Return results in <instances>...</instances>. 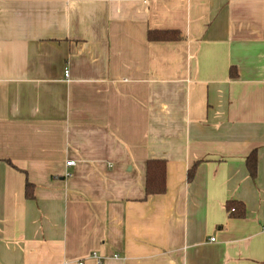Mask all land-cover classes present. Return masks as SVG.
Returning a JSON list of instances; mask_svg holds the SVG:
<instances>
[{
  "label": "crops",
  "instance_id": "0c3cea01",
  "mask_svg": "<svg viewBox=\"0 0 264 264\" xmlns=\"http://www.w3.org/2000/svg\"><path fill=\"white\" fill-rule=\"evenodd\" d=\"M92 252L264 264V0H0V264Z\"/></svg>",
  "mask_w": 264,
  "mask_h": 264
},
{
  "label": "trees",
  "instance_id": "16d2710c",
  "mask_svg": "<svg viewBox=\"0 0 264 264\" xmlns=\"http://www.w3.org/2000/svg\"><path fill=\"white\" fill-rule=\"evenodd\" d=\"M149 40L167 41L177 40L181 38V34L178 30L174 29H149L147 33ZM246 165L251 175L256 171V156L253 150L246 159ZM195 166L193 165L188 171V178L193 176ZM165 190V163L163 160L150 159L146 163V176H145V192L146 194H159ZM31 184H26L27 195H30ZM227 209L231 216L242 217L245 213V208L242 202L228 201ZM234 207V211H230V208Z\"/></svg>",
  "mask_w": 264,
  "mask_h": 264
},
{
  "label": "built area",
  "instance_id": "2783aa9c",
  "mask_svg": "<svg viewBox=\"0 0 264 264\" xmlns=\"http://www.w3.org/2000/svg\"><path fill=\"white\" fill-rule=\"evenodd\" d=\"M64 75H65V77H68V69H65V71H64ZM66 164H67V165L74 164V161H72V160L67 161ZM234 210H235L234 207H231V208H230V211H231V212L234 211ZM211 240H213V238H211ZM90 257L93 258V259H95L96 262L99 263V264L103 262V258L100 257V256H99L98 254H96L95 252H92V253L90 254ZM114 257H117V255H115ZM78 263H79V264H82V261H78Z\"/></svg>",
  "mask_w": 264,
  "mask_h": 264
}]
</instances>
